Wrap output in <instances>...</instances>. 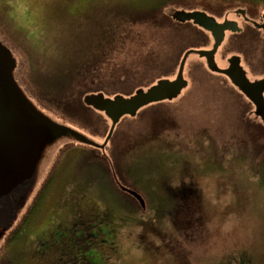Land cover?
I'll use <instances>...</instances> for the list:
<instances>
[{
  "label": "rangeland",
  "instance_id": "374dc122",
  "mask_svg": "<svg viewBox=\"0 0 264 264\" xmlns=\"http://www.w3.org/2000/svg\"><path fill=\"white\" fill-rule=\"evenodd\" d=\"M167 1L0 0V28L24 48L40 80L54 82L85 57L95 64L110 58L111 77L100 90L105 98L129 97L160 77L169 78L189 51L182 69L186 86L166 101L171 108L163 107L173 112L176 129L160 135L164 143L134 150L125 165L128 177L147 183L144 190L138 187L147 200L145 211L136 201L139 210H132L119 193L130 186L116 182L97 150L67 148L37 208L4 247L3 254L13 262L230 264L245 253L254 264H264V183L250 175L242 157L230 158L232 141L245 134L246 121L256 122L253 107L225 75L211 71L192 52L209 49L211 35L191 20L169 18L166 12L176 5ZM245 13L254 23L261 19L260 12ZM228 14L238 30L223 36L215 62L224 68L236 56L250 81L261 79L264 28ZM155 105L141 107L133 117L122 116L105 153L121 138L144 134ZM84 108L98 131L89 137L102 143L108 120L103 112ZM67 139L61 135L44 147L32 191ZM181 183L190 184L198 200L174 209L171 188Z\"/></svg>",
  "mask_w": 264,
  "mask_h": 264
},
{
  "label": "water",
  "instance_id": "95a60500",
  "mask_svg": "<svg viewBox=\"0 0 264 264\" xmlns=\"http://www.w3.org/2000/svg\"><path fill=\"white\" fill-rule=\"evenodd\" d=\"M186 9L188 8L175 6L166 13L173 19L191 20L207 32L211 31L214 41L212 48L192 52L202 56L211 71L221 73L228 78L231 84L252 105L255 121L264 125V77L250 81L236 56H231L228 59L226 67H219L215 62L214 54L223 39L224 26H221L220 32L215 33L211 28V25L215 24V16L213 17L201 8ZM233 10L238 14L245 12L243 8L226 11L224 19H227L228 13ZM188 52L186 51L182 55L173 79L159 80L146 90H138L129 97L111 96L105 98L100 90L85 93L82 97L83 105L103 112L110 124L105 140L102 143H97L90 138L91 135L40 109L27 96L14 77L17 58L11 49L0 40V245L19 220L39 187L32 191L35 169L41 152L47 144L61 135L68 139L62 143L56 154L68 144L97 148L101 150L106 162L113 169L116 182L120 183L121 180L117 177L114 166L104 151L106 143L122 116L133 117L141 107L164 100H172L180 93L186 84L182 78V69ZM124 186L120 189L122 193L133 198L141 210L145 211L147 203L143 195L131 187Z\"/></svg>",
  "mask_w": 264,
  "mask_h": 264
},
{
  "label": "trees",
  "instance_id": "16d2710c",
  "mask_svg": "<svg viewBox=\"0 0 264 264\" xmlns=\"http://www.w3.org/2000/svg\"><path fill=\"white\" fill-rule=\"evenodd\" d=\"M166 4L188 7L195 6L196 8L215 13L243 8L245 11L247 10L251 13L260 12V20H262V22L264 21V0H168ZM4 33L2 28H0L1 42L9 47L17 58V66L14 72L15 80L26 92L27 96L31 98L40 109L62 122L78 129L88 130L92 135H96L98 133L97 127L93 122L92 115L84 108L82 97L85 93L99 91L106 85L109 77H111L109 71L110 58H106L101 63L95 64L89 57H85L82 62L74 66L71 72L65 73L54 82H47L46 79L44 81L40 80L42 76L39 75L36 77L33 73L32 66L30 65V58L24 51V48L15 41V38L8 40ZM162 111L163 112L158 114V110L155 108L151 109L150 112H148L149 121L146 132L142 135H136L134 139L124 140L121 138V143L111 150V161L118 174V178L121 182H125V184L138 192H140L138 187L142 185V183L140 185V178H136V180L133 181L128 177L126 172L128 173L129 170H126L125 165L128 164L129 157L134 150L143 147V145L148 146L151 143L162 144L166 140L161 138L160 135L176 129V122L168 118L170 114L166 113L164 109ZM139 115L143 117V112ZM244 130L245 134H243V136L232 141L231 146L233 147L234 154L231 153L230 158L233 156L242 157L246 161V168L250 175L260 179L264 183V125L260 122L246 121ZM73 146L95 150L92 147L78 144H68L59 150L19 220L7 234L3 245L8 244L16 238L23 224L27 222L28 217L37 208L46 188L51 184L60 164V155L63 154L67 148ZM101 162H104L103 159ZM122 168L126 170L124 175L121 174ZM146 184L144 186H146ZM144 186H141V190H144L142 188ZM119 193L122 194L125 199L127 198L129 200V203L132 204V210H139L133 198L121 192ZM141 194L143 193L141 192ZM144 198L146 200V197ZM3 250L4 247L1 248V254ZM230 264L254 263L247 254L240 253L234 263Z\"/></svg>",
  "mask_w": 264,
  "mask_h": 264
},
{
  "label": "flooded vegetation",
  "instance_id": "af4514ba",
  "mask_svg": "<svg viewBox=\"0 0 264 264\" xmlns=\"http://www.w3.org/2000/svg\"><path fill=\"white\" fill-rule=\"evenodd\" d=\"M233 12V14H235V15H237V16H239V17H243V19H245L246 21H248L249 23H252V25H254V26H256V27H258V26H261L262 28H264V22H262V20H260L259 19V22H253V19H251L245 12L242 14V13H236L234 10L232 11ZM215 13V12H214ZM223 11H221V12H216L215 13V15L217 16H215L214 18H215V24L214 25H211V28H212V30L215 32V33H218V32H220L221 31V26L223 25L224 26V36L226 35V33H227V31L229 32V31H235V29H237L238 30V24L232 19V15H230L229 16V14L226 16V18L227 19H224L225 17H224V14H225V12L223 13ZM210 35H211V38H213L212 37V34H211V31H209L208 32ZM224 38V37H223ZM213 43H214V41H213ZM220 45V44H219ZM212 46H213V44L211 45V47L209 48V49H211L212 48ZM209 49H207V50H209ZM217 49H218V47H217ZM217 49H216V51H217ZM216 51H215V53H216ZM214 58H215V54H214ZM230 58V57H229ZM228 58V59H229ZM204 61H205V59H204ZM228 64V63H227ZM175 75H176V73L175 74H171V76L169 77V78H166V77H160L156 82H158L159 80H165V79H168V80H171V79H173L174 77H175ZM165 102H163V101H161V102H158V103H155L156 105L154 106V107H151L150 108V110L151 109H156V110H158V114L160 113V112H163L161 109H163V107H167V108H171V103H166V101H171V100H164ZM166 113H168V114H170V112L172 113V115H173V112L172 111H168V110H166L165 111ZM172 115H170V116H168V118L169 119H171V120H173V121H175L174 120V118L172 117ZM174 117H176L177 119L179 118L177 115H175ZM83 132H85V133H87V134H89V135H91L90 133H89V131H85L84 129H81ZM114 132H115V130H114ZM92 136V135H91ZM114 137V133H113V135L111 136V138H110V140L112 139ZM109 140V141H110ZM108 141V142H109ZM120 144V143H119ZM106 147H107V145H106ZM95 150H97V153L98 154H95V155H97V157H100V158H103L104 156L101 154L102 152H101V150H99V149H95ZM112 150V149H111ZM111 150H109V152H107V154H108V156L111 158ZM102 160V159H101ZM104 161V160H103ZM103 163V162H102ZM101 163V165H103ZM105 163H106V161H105ZM107 165V164H106ZM121 174H125V170H124V168H122L121 169ZM195 192L194 191V188L193 187H191V185L190 184H188V183H181V184H179V185H177V187H175V189L174 188H171V195H170V198L171 199H174V209L176 208V209H181V208H184L185 206H183L185 203L186 204H192V203H194V202H196L197 200H198V196L196 195V193H195V195L194 196H192V193L191 192ZM198 191V190H197ZM7 245V244H6ZM2 247H5V245H0V264H17L16 262H13L12 260H10V258H9V256L7 255V254H3V252H2V254H1V248Z\"/></svg>",
  "mask_w": 264,
  "mask_h": 264
},
{
  "label": "bare ground",
  "instance_id": "6f19581e",
  "mask_svg": "<svg viewBox=\"0 0 264 264\" xmlns=\"http://www.w3.org/2000/svg\"><path fill=\"white\" fill-rule=\"evenodd\" d=\"M184 22V21H183ZM202 28V27H201ZM186 86V85H185Z\"/></svg>",
  "mask_w": 264,
  "mask_h": 264
}]
</instances>
